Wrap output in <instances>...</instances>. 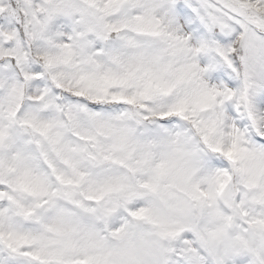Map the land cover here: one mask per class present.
I'll return each instance as SVG.
<instances>
[{"label":"snow or ice","instance_id":"6c2138e0","mask_svg":"<svg viewBox=\"0 0 264 264\" xmlns=\"http://www.w3.org/2000/svg\"><path fill=\"white\" fill-rule=\"evenodd\" d=\"M0 264H264V0H0Z\"/></svg>","mask_w":264,"mask_h":264}]
</instances>
